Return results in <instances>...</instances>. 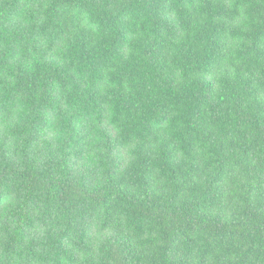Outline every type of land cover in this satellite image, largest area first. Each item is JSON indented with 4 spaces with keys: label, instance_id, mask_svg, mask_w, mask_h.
<instances>
[{
    "label": "trees",
    "instance_id": "obj_1",
    "mask_svg": "<svg viewBox=\"0 0 264 264\" xmlns=\"http://www.w3.org/2000/svg\"><path fill=\"white\" fill-rule=\"evenodd\" d=\"M0 264H264V0H0Z\"/></svg>",
    "mask_w": 264,
    "mask_h": 264
}]
</instances>
